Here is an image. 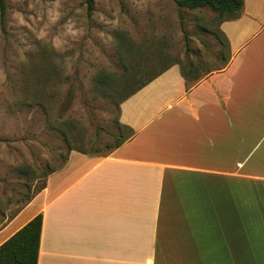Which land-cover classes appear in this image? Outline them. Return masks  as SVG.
<instances>
[{
	"label": "crops",
	"instance_id": "1",
	"mask_svg": "<svg viewBox=\"0 0 264 264\" xmlns=\"http://www.w3.org/2000/svg\"><path fill=\"white\" fill-rule=\"evenodd\" d=\"M220 27L225 68L186 90L175 64L126 98L133 136L71 150L0 244L41 213L37 264H264V0Z\"/></svg>",
	"mask_w": 264,
	"mask_h": 264
},
{
	"label": "rangeland",
	"instance_id": "2",
	"mask_svg": "<svg viewBox=\"0 0 264 264\" xmlns=\"http://www.w3.org/2000/svg\"><path fill=\"white\" fill-rule=\"evenodd\" d=\"M91 3L88 13L87 0H6L0 22V221L41 183L33 171L40 175L60 163L68 147L62 131L71 128L85 148L105 149L113 141L117 112L98 96L92 76L120 71L118 35L181 60L213 62L214 47L200 39L216 40L198 27L214 15L208 9L179 8L174 0ZM179 13L192 53L184 50ZM22 166L29 167L26 173Z\"/></svg>",
	"mask_w": 264,
	"mask_h": 264
},
{
	"label": "trees",
	"instance_id": "3",
	"mask_svg": "<svg viewBox=\"0 0 264 264\" xmlns=\"http://www.w3.org/2000/svg\"><path fill=\"white\" fill-rule=\"evenodd\" d=\"M179 8L188 10L208 9L212 12L209 19H203L198 25L199 32L205 35H212L215 43L212 45L204 37L200 42L205 48L214 47L211 52L213 62L204 59L181 60L164 49H152V43L149 45L137 44L132 46L126 42V38L118 35V45L121 51L118 52L120 61V71L99 70L92 76V86L98 93V96L106 100L107 104L116 109L115 134L113 141L106 143L105 149L83 146V138L74 135L71 128L62 131V135L68 144L67 151L57 166L50 167L48 170L37 175L33 171L34 177H40L41 183L27 194L14 212H12L5 220H10L21 208H23L33 196H35L46 184L47 176L55 170L61 168L71 150H76L89 155H106L113 149L120 146L123 142L131 138L134 130L119 121L120 104L126 98L134 94L143 86L148 84L162 72L167 70L173 64H178L181 75L185 80V89L189 90L203 76L212 72L225 68L231 58V50L229 41L222 31L220 24L226 20L237 18L243 8V0H174ZM88 13L92 9L91 0H87ZM6 14V0H0V22L3 24ZM202 18V16H200ZM180 29L183 34L184 50L186 53H192L190 47V33L184 27L182 21L183 16L179 13ZM213 63V65H210ZM67 102L64 103L66 105ZM72 139V140H71ZM80 141L82 144L72 145V142ZM29 167L22 166L20 169L27 172ZM4 220L0 221V227ZM42 224V214L37 213L22 227L17 229L6 240L0 244V264H37L39 254V238Z\"/></svg>",
	"mask_w": 264,
	"mask_h": 264
}]
</instances>
